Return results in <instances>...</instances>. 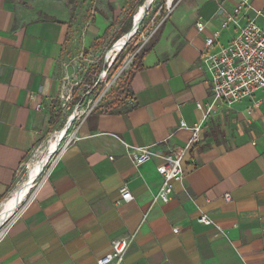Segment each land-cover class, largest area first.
<instances>
[{
    "label": "crops",
    "instance_id": "crops-1",
    "mask_svg": "<svg viewBox=\"0 0 264 264\" xmlns=\"http://www.w3.org/2000/svg\"><path fill=\"white\" fill-rule=\"evenodd\" d=\"M143 1L0 0V202L61 125L53 107L61 61L75 44L88 48L125 33L115 22ZM236 3L175 2L119 94L82 120L49 179L0 238V264H97L112 240L130 236L123 264H264V90L230 106L216 103L204 118L213 97L199 56ZM252 6L264 11V0ZM234 35L221 31L219 43ZM180 121L200 123V141L171 199L149 209L162 183L159 161L135 167L125 145L167 154L190 138ZM124 184L133 199L117 204ZM200 215L213 225L199 223Z\"/></svg>",
    "mask_w": 264,
    "mask_h": 264
},
{
    "label": "built area",
    "instance_id": "built-area-1",
    "mask_svg": "<svg viewBox=\"0 0 264 264\" xmlns=\"http://www.w3.org/2000/svg\"><path fill=\"white\" fill-rule=\"evenodd\" d=\"M236 1V5L230 12L224 11V18L220 22L221 30L205 38L204 49L199 56L198 62L203 80L208 84L213 97L212 102L205 109L204 118H208L216 103L230 106L245 99H251L256 93L264 90V24L260 26L256 22V19H262L264 23V11L255 9L252 6V0ZM249 13L253 14L252 18L248 17ZM195 27L198 33L204 31V24L199 20L196 21ZM228 29H232L235 35L223 46L219 43L221 31ZM257 104L258 102H253L252 107ZM197 107L201 109L200 105ZM92 111L93 108L88 111L85 117ZM179 126L190 131V138L183 147L175 148L167 154L157 153L152 150V147L125 145L127 155L135 167L153 159L159 161L157 172L162 183L157 193L153 195L149 209L158 202L167 203L171 199L173 184L184 175L185 163L187 159L190 161L191 152L200 141L202 129L200 123L188 127L183 121H180ZM73 139L74 137L65 143L61 142L52 153L25 199L4 224L5 227L0 230V238L6 233L12 222L21 217L27 206L35 199L39 189L49 179ZM119 193L120 199L117 204L133 199L125 184L120 187ZM224 199L230 201L231 197L227 194ZM145 216L146 214L144 218ZM198 222L206 226L213 225L206 215H200ZM132 239L133 236L112 240L110 253L99 259L97 264H123L124 256Z\"/></svg>",
    "mask_w": 264,
    "mask_h": 264
},
{
    "label": "rangeland",
    "instance_id": "rangeland-1",
    "mask_svg": "<svg viewBox=\"0 0 264 264\" xmlns=\"http://www.w3.org/2000/svg\"><path fill=\"white\" fill-rule=\"evenodd\" d=\"M145 1L142 4L140 3L138 9L136 8L134 12L129 13L126 18L117 21V23L115 22V29L118 28L119 22L121 30H125V33L113 37L108 42L91 44L88 48H83V45L79 43L75 44L73 54L61 61L59 72L60 91L53 107L55 109L54 113L56 112V116H60L62 121L51 136L53 137L57 131L62 130L71 116L74 117L56 149L61 142L65 143L75 136L78 126L88 111L92 108L95 110L100 101H105L119 94L120 85L130 69L133 55H136L157 33L161 23L170 14L177 0H172L170 6H168V0H151L135 33L120 48L121 39L131 30L134 18L138 15L139 9ZM150 33H152L151 36H149ZM50 137L39 151L28 159L12 193L0 202V214L5 204L13 197V194L27 181L29 170L33 164L40 159L43 153L47 152L49 140L52 138ZM30 190L31 187L28 193ZM26 195L15 207V210L11 213L12 215ZM11 214L4 224L12 217ZM3 225L0 230L5 227Z\"/></svg>",
    "mask_w": 264,
    "mask_h": 264
},
{
    "label": "bare ground",
    "instance_id": "bare-ground-1",
    "mask_svg": "<svg viewBox=\"0 0 264 264\" xmlns=\"http://www.w3.org/2000/svg\"><path fill=\"white\" fill-rule=\"evenodd\" d=\"M167 2H168V6H170L171 3H172V0H168ZM150 3H151V0H146L144 5H142L140 7L138 15L135 16L134 21H133L134 29L131 28L129 33H127L125 36H123V38L121 39V41L119 43V47L120 48L122 46H124L126 40H128L129 37L134 33L133 31L135 29H137L138 25L140 24V22L142 20V16H143L145 10L147 9V7L149 6ZM73 117L74 116H71L68 119L65 127L62 130L57 131L54 134V136L49 140V145L47 147V152L43 153L42 156L40 157V159L33 164L32 168H30V170H29L27 181L24 182V184H22L21 187L13 194V197L11 198V200H9L5 204V207H4L3 211L0 214V226L7 220L8 216L13 212V210H15V207L24 198V196L27 194V192L30 189V187L31 188L33 187L34 182L38 178V176H39L40 172L42 171L43 167L49 161V159H50L52 153L54 152V150L56 149V146L58 145L59 141L63 138V136L66 134V131L70 127V124H71V122L73 120ZM31 184H32V186H31Z\"/></svg>",
    "mask_w": 264,
    "mask_h": 264
},
{
    "label": "trees",
    "instance_id": "trees-1",
    "mask_svg": "<svg viewBox=\"0 0 264 264\" xmlns=\"http://www.w3.org/2000/svg\"><path fill=\"white\" fill-rule=\"evenodd\" d=\"M145 46L146 45H144V47ZM144 47L136 55H134L132 64H134L136 62V60H138L145 53V48Z\"/></svg>",
    "mask_w": 264,
    "mask_h": 264
},
{
    "label": "water",
    "instance_id": "water-1",
    "mask_svg": "<svg viewBox=\"0 0 264 264\" xmlns=\"http://www.w3.org/2000/svg\"><path fill=\"white\" fill-rule=\"evenodd\" d=\"M132 28L134 29V26L132 25ZM135 31H136V29L133 31L134 33H135ZM153 33V32H152ZM152 33H150V35L149 36H151L152 35ZM135 55V54H134ZM134 55H133V57H134Z\"/></svg>",
    "mask_w": 264,
    "mask_h": 264
}]
</instances>
